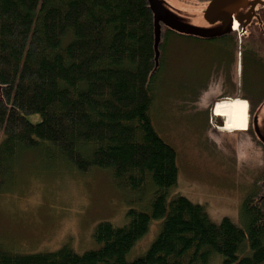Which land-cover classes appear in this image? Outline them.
<instances>
[{"label":"trees","instance_id":"obj_1","mask_svg":"<svg viewBox=\"0 0 264 264\" xmlns=\"http://www.w3.org/2000/svg\"><path fill=\"white\" fill-rule=\"evenodd\" d=\"M154 29L148 0H0V190L15 155L39 149L81 172L109 169L134 203L150 195L146 209L131 205L124 226L99 222L93 250L26 254L0 243V264H206L216 256L264 264V169L241 204V226L213 222L183 196L168 200L177 154L150 110L169 35L182 32L159 22L156 48ZM153 220L158 235L129 260Z\"/></svg>","mask_w":264,"mask_h":264},{"label":"rangeland","instance_id":"obj_2","mask_svg":"<svg viewBox=\"0 0 264 264\" xmlns=\"http://www.w3.org/2000/svg\"><path fill=\"white\" fill-rule=\"evenodd\" d=\"M180 6L173 5L177 17L205 26L195 21L200 17L199 8L178 11ZM163 54L150 116L157 134L177 154V182L168 200L183 196L202 205L213 222L226 217L241 226L240 207L263 170L264 150L248 134L222 132L218 116L206 115L209 101L235 91L223 85L222 73L215 71L225 66L224 51L218 52L204 40L173 33ZM231 69L234 74L233 66ZM209 75L206 86L204 76ZM247 83L253 84L249 73ZM28 118L36 122L38 115ZM256 120L264 140V103ZM7 169L0 190V243L14 252H53L65 245L77 254L93 250L97 248L93 231L99 222L122 227L131 205L146 209L150 198L148 193L134 203L133 193L118 186L109 169L92 167L81 172L63 157L52 158L39 149L21 150ZM160 223L150 222L145 235L127 254L129 260L148 250ZM206 264L222 261L216 256Z\"/></svg>","mask_w":264,"mask_h":264},{"label":"flooded vegetation","instance_id":"obj_3","mask_svg":"<svg viewBox=\"0 0 264 264\" xmlns=\"http://www.w3.org/2000/svg\"><path fill=\"white\" fill-rule=\"evenodd\" d=\"M163 1L172 7L175 4L181 5L177 9L178 11L187 10L192 12L199 8L200 17L196 18L195 21H200V24L205 25L202 28L208 35L200 37L184 33L177 34L204 40L214 46L218 52L224 51L221 58L224 59L225 66L215 71H217L216 73H222V84L226 87L232 86L235 91L230 94H220L209 101L206 114L212 115L211 107L217 100L231 96L245 99L248 106L249 124L247 130L242 133L250 135L255 143L259 144L264 150L261 124L256 120L257 116H260L263 111L264 103V0H247L244 5L235 3V0L222 2L220 7L209 13L207 19L201 13H204L211 0ZM184 17H188V15H184ZM209 19L213 22H210ZM177 20H180V18L178 17ZM181 20L183 23L186 21ZM188 24L194 25L191 22H188ZM231 66L235 70L234 74L231 73ZM248 73L251 75V81L253 82L251 85L247 83ZM209 78L210 75L204 76L206 86ZM261 78H263V81L260 83ZM262 94L263 97H261ZM238 97L232 99H239ZM217 122L222 125L223 119L217 118Z\"/></svg>","mask_w":264,"mask_h":264},{"label":"water","instance_id":"obj_4","mask_svg":"<svg viewBox=\"0 0 264 264\" xmlns=\"http://www.w3.org/2000/svg\"><path fill=\"white\" fill-rule=\"evenodd\" d=\"M227 1H234V0H211L209 5L207 6V8L205 9L203 16L206 18L209 13L214 10L217 9L218 7H220V5ZM245 1L247 0H235V3L237 4H246ZM149 4H150V8L154 13V23H155V29H154V43L155 46L157 48V45L159 43L160 40V30H159V22L164 23L166 26L175 29L179 32H182L184 34H188V35H197L200 37H204L207 36L208 34H206L204 28L200 27V26H194V25H190L188 24V22L185 23L182 22V20H177V16L174 13V9L173 7H171L170 5L166 4L163 0H148ZM207 19V18H206ZM210 21V19H209ZM213 22V21H210ZM158 56V53H157ZM158 67V61H157V57H156V61H155V68Z\"/></svg>","mask_w":264,"mask_h":264},{"label":"bare ground","instance_id":"obj_5","mask_svg":"<svg viewBox=\"0 0 264 264\" xmlns=\"http://www.w3.org/2000/svg\"><path fill=\"white\" fill-rule=\"evenodd\" d=\"M239 99L220 100L215 105L214 115L223 119L225 131H243L247 127V105Z\"/></svg>","mask_w":264,"mask_h":264}]
</instances>
